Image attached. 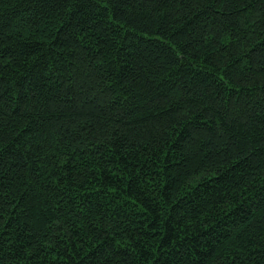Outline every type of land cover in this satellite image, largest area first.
I'll use <instances>...</instances> for the list:
<instances>
[{
    "label": "trees",
    "instance_id": "1",
    "mask_svg": "<svg viewBox=\"0 0 264 264\" xmlns=\"http://www.w3.org/2000/svg\"><path fill=\"white\" fill-rule=\"evenodd\" d=\"M0 264H264V0H0Z\"/></svg>",
    "mask_w": 264,
    "mask_h": 264
}]
</instances>
